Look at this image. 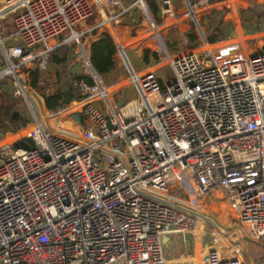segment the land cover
Here are the masks:
<instances>
[{"label":"built area","instance_id":"1","mask_svg":"<svg viewBox=\"0 0 264 264\" xmlns=\"http://www.w3.org/2000/svg\"><path fill=\"white\" fill-rule=\"evenodd\" d=\"M212 1L0 0V21L12 15L18 36L8 47L0 39V80L13 81V97L31 109L35 92L26 81L57 49L75 44L82 71L71 89L84 123L68 135L65 108L41 111L36 103L25 136L32 146H0V264H166L163 237L197 225L173 204L172 190L203 199L223 189L248 235L264 243V44L209 49L201 34L194 49L166 54L165 83L157 71L130 68L127 86L136 96L115 110L82 42L104 29L121 53L117 26L131 12L134 26L148 25L159 37L154 19L184 6L195 20ZM96 17L98 25L76 30ZM203 263L244 264L217 250Z\"/></svg>","mask_w":264,"mask_h":264},{"label":"rangeland","instance_id":"2","mask_svg":"<svg viewBox=\"0 0 264 264\" xmlns=\"http://www.w3.org/2000/svg\"><path fill=\"white\" fill-rule=\"evenodd\" d=\"M229 1L231 0L212 1V6L203 7L198 11L195 20L190 17H186L187 11L184 6L175 8L173 16L168 17L165 19V21L154 19L156 25L162 29L161 32L159 31V37L155 35L148 25H145L147 26L146 30L144 29L143 31L140 29V34H138L135 39L130 38L128 35V28L132 26L130 25V19H132L135 14L131 12L129 17L122 19L121 25L126 27V29H120L118 34H120L119 43L123 47V52L116 53V64L120 63L121 65L120 67L115 65L114 72L102 79V81L106 83L105 86L108 87L109 91L113 92L110 96V101L111 103L113 102V108L117 110L121 105L127 101H131L136 96L133 86H127L128 79L130 77V71L127 70L123 63V60H125L126 56H129L133 71L139 74H144L147 71H157V76L162 81V83H165L171 76V69L165 60L166 54L169 53L170 55H173L186 51L185 44L191 42V36H194V41H200V35H205L209 43L206 45V48L209 49L213 48L210 46L218 47L220 44H225L227 42H236L241 45L243 50L250 51L254 45L264 44V0ZM150 2V11L153 14V17H156V14L151 9L152 5ZM123 5L126 7L125 3H123ZM117 11L121 12L122 9L116 10V12ZM138 21L140 22V19H138ZM99 23V18H92L83 26L77 25L76 30L82 32L89 27L98 25ZM102 31H104V29H102ZM102 31H100L101 34ZM248 34L253 35L250 36ZM91 38L92 36H85L82 38V42L85 43L84 47ZM0 39H4V47L12 46L18 42V36L16 35V31L12 24V15H8L4 20L0 21ZM67 47H69L72 52H77V49L79 50L75 44H68L61 49H57L55 53H58L60 56H65L67 54V51H65ZM201 48L205 49V46H202ZM137 51L141 55H144V51H149V61L145 63V60L142 57L141 61L137 62L135 59V56H137ZM51 57H49V60ZM48 61L45 65H47ZM68 64L69 63L67 62L60 66L58 74H60V76L64 74V92L68 91V93L72 94L71 79L69 81V78H67L69 73ZM44 67H42L41 70H43ZM41 70L38 71L40 78L34 81L33 76L37 77L38 74H31L29 80L26 81L27 85H29L31 90H33L37 95H40L41 97L43 95L51 97L55 93H51L48 90H45L43 87H51V91H53L55 88H57L56 86H58L59 83L56 82V79L53 80L51 78L53 73L47 71L45 72L46 67L43 72H40ZM56 73L57 72H55V75H58ZM65 80L68 81L65 82ZM3 81L6 82V80ZM12 82L13 81H10V83ZM118 83L121 84L116 86ZM17 100L18 103L12 106V110L21 112L23 114V120L26 117L29 119H27L28 124L25 126L26 130L21 135H18V137L22 136L25 138L32 123L31 113L32 111H36L37 105L36 108L32 107L30 109V104H26L22 99ZM33 100L38 104L36 99ZM32 105L33 104H31V106ZM74 108L79 110L80 105L71 109ZM70 112L69 110L66 112L67 117H71ZM5 120L6 115H4V111H0V122H4ZM3 144L6 143H1L0 146ZM31 146L32 143L23 142L10 145L9 148H30Z\"/></svg>","mask_w":264,"mask_h":264},{"label":"crops","instance_id":"3","mask_svg":"<svg viewBox=\"0 0 264 264\" xmlns=\"http://www.w3.org/2000/svg\"><path fill=\"white\" fill-rule=\"evenodd\" d=\"M130 25L132 26L128 28V35L133 39L140 34V29L143 31L144 29H147V26L145 25L134 26L133 22L130 23ZM156 28L158 32L162 31L160 27L157 26ZM120 29H126V27L123 25L117 26L116 36L118 41L120 40V34H118ZM248 35L252 36L253 34ZM192 42L196 41L193 40ZM84 44L85 43H83V45ZM87 45L88 43L84 48L89 53L90 44ZM76 47L78 48V46ZM185 48L186 51L187 49H194V47L187 48V43L185 44ZM65 51H67L65 56H60L58 53H55L48 61L47 65H45V72L53 73L51 78L53 80L56 79V82L59 83V85L56 86L57 88L53 91H51V87L43 88L55 94L64 93L62 94V99L65 101V109L64 111H61V114L69 110V112L71 111L70 116L74 119L72 120L71 117L63 115L61 118L62 126H64L63 130L65 133L68 135H74L80 133L84 123L80 117V108L79 110L71 108L79 105L81 107V103L72 96L73 94L68 93V91L64 92V74L60 76L58 72L60 66L68 62L69 73L67 78H69L70 81V79L76 76V73L82 71V63L78 57V54L80 55L78 49L77 52H72V50L67 47ZM136 53L137 56H135V59L137 62L141 61L144 55H141L138 51ZM123 63L127 70L130 71L132 64L129 56L125 57ZM115 65L120 67L121 64L118 63ZM43 70L40 72H43ZM55 72H57L56 74L58 75H55ZM113 72L114 69L109 75ZM107 76L98 77L103 84H106L102 79ZM39 78L40 74L37 75V79ZM5 80L6 82L0 80V111H4V115H6V120L0 122V144L10 143L14 145L23 142L30 143V141L22 136L18 137V135H21L26 130L25 126H27V121L29 119L26 117L23 120V114L21 112L12 110V106L17 104L18 100L13 97L12 84L7 79ZM67 81L68 80H65V82ZM120 84L121 83H118L116 86H119ZM41 99L42 107L38 103L39 109L41 111L42 109L47 110L45 106V98ZM31 104L36 108V102L34 100L31 101ZM170 197L175 198L173 204L176 203L179 207L183 206L197 217V225L191 234L175 232L169 233L163 237L162 251L166 264H204L203 257L211 250L219 251L223 257H238L243 260L244 264H264V243L254 240L248 235L245 227H243L237 219L236 212L228 205L225 191L223 189L217 188L203 199H199L194 195L186 197L185 195L178 193L176 190L170 191Z\"/></svg>","mask_w":264,"mask_h":264},{"label":"trees","instance_id":"4","mask_svg":"<svg viewBox=\"0 0 264 264\" xmlns=\"http://www.w3.org/2000/svg\"><path fill=\"white\" fill-rule=\"evenodd\" d=\"M150 3L152 5L151 9L156 14V7L153 6L152 1ZM194 39V36L190 37V41H193ZM116 53V46L112 38L105 32L102 33L95 41L91 42L89 48V59L94 71L98 76L105 77L113 71L116 64ZM148 56L149 51H144L143 59L145 60V63L149 61ZM79 78H83L87 83L93 84V80L89 77L85 76ZM33 80L36 81L37 77L33 76ZM56 94L58 95L45 98V106L48 110H54L57 108L62 110L65 108V101L62 99V94L64 93Z\"/></svg>","mask_w":264,"mask_h":264},{"label":"water","instance_id":"5","mask_svg":"<svg viewBox=\"0 0 264 264\" xmlns=\"http://www.w3.org/2000/svg\"><path fill=\"white\" fill-rule=\"evenodd\" d=\"M191 47H196V43L195 42H189V43H187V48H191ZM32 95L35 97V99L38 101V103L41 106L42 103H41L40 99L38 98V96L35 93H32ZM42 111H43V109H42Z\"/></svg>","mask_w":264,"mask_h":264},{"label":"bare ground","instance_id":"6","mask_svg":"<svg viewBox=\"0 0 264 264\" xmlns=\"http://www.w3.org/2000/svg\"><path fill=\"white\" fill-rule=\"evenodd\" d=\"M206 1H207V0H199L200 4H202V3L206 2ZM195 51H197V50H195ZM62 115H67V114H66V112H65V113L61 114L60 116H62Z\"/></svg>","mask_w":264,"mask_h":264}]
</instances>
